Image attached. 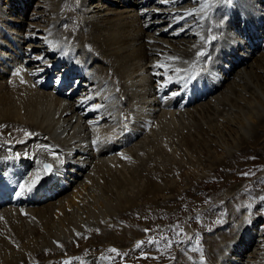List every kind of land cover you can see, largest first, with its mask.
I'll return each instance as SVG.
<instances>
[{"label": "bare ground", "instance_id": "bare-ground-1", "mask_svg": "<svg viewBox=\"0 0 264 264\" xmlns=\"http://www.w3.org/2000/svg\"><path fill=\"white\" fill-rule=\"evenodd\" d=\"M155 1L36 0L30 13L31 0H0V186L40 175L30 193L0 188V264H76L94 247L89 264H104L108 247H134L143 234L132 216L153 213L146 195L172 193L174 172L160 168L175 153L187 159L216 145L220 166L235 168L234 152L264 162V46L247 42L261 0H236V13L224 0L191 15L193 5H182L183 19ZM42 161L53 163L51 175L39 173ZM232 193L224 199L243 196ZM237 204L228 225L204 238L206 264H264V226L256 233L254 224L264 215ZM185 249L163 264H198Z\"/></svg>", "mask_w": 264, "mask_h": 264}, {"label": "rangeland", "instance_id": "rangeland-1", "mask_svg": "<svg viewBox=\"0 0 264 264\" xmlns=\"http://www.w3.org/2000/svg\"><path fill=\"white\" fill-rule=\"evenodd\" d=\"M35 1L36 0H31V8L28 9L29 12L35 8ZM157 1L160 2L161 0ZM157 1L155 2L157 3ZM3 2L4 0H2V3ZM246 4L249 5L247 1ZM182 5L186 6L187 4ZM182 5H180L179 8H182ZM263 5L264 0H261L259 7L262 8ZM3 6H5L4 3ZM237 7H239V4ZM167 8H169L167 5L160 7V9L163 10H167ZM258 12L261 15H264L263 11ZM238 24L240 25L241 23ZM255 44L257 48L258 46L261 48L264 46H260L259 42H256ZM36 45L41 44L37 43ZM240 52L243 51L239 48L237 53ZM252 61L253 59L248 60L249 63ZM211 152V154L206 151L192 152L187 155L189 159L188 157L187 159L182 157V154L180 153H175V161L172 164H170V161L167 163H165L166 161H163L165 168H160L161 172L165 169H169L171 172H174V177L172 179L174 183V192L172 191L171 194L166 195H146L145 198L147 199L148 197V200L150 199V204H152L151 207L155 208H151L153 213L149 212L150 214L148 213V215H144L143 217L140 214H134L132 216L133 227L137 228L139 232L142 228V241L144 243L139 248L136 247L137 243L134 247L129 248L134 251L129 249L122 251L121 248L120 250L117 249L119 254L110 252L109 249L113 247H108L107 251L104 253V257L100 259L104 264H163L169 260L174 261L175 257H173V254L180 249L182 250V248H186V252L184 251L185 253H194L198 255V264H206L204 256L206 244L204 238L228 225L227 222L231 216V212L234 211V213H237L240 211L239 204H237L239 199H243L245 203L248 202L249 206H251V212L253 214L256 213L257 216L263 217L264 162L262 161L261 156L259 154H257L259 156H251L250 154L243 155L239 152H234L233 158L236 167L229 168L224 167L223 165L220 166V162L223 158L222 154H224L222 149L216 145H212ZM246 152H248V150H246ZM200 162H202V165L198 166ZM200 169L206 172L207 176L205 178H199L196 174L195 171ZM229 190H231L234 194L242 192L243 196H239V199H224L225 191ZM166 196H168V198ZM256 198L259 204L251 205L253 200L256 202ZM146 202L147 201L144 200L143 204L148 203ZM246 208L248 207L246 206ZM246 208L241 211H246ZM155 214L158 215L156 216ZM254 224L256 227L255 232L257 233L260 228L264 226L263 218L259 221L257 220ZM112 226L113 225L109 226L110 230L113 229ZM186 227L191 230L189 237H187L185 232ZM145 229H148L149 231H145ZM88 232L91 236H83L82 238L80 235V240L74 241L71 244L74 251L82 248L83 242H86L89 238L95 235L93 231ZM150 239H153L155 243H149L148 241ZM100 250L101 249L99 247H94L91 250L92 252L88 251L87 254L91 255L93 253H98ZM248 252L249 247H247L242 254L245 255V253ZM82 254L87 255L82 252L80 256H77L76 264H89L90 261L87 257L82 259ZM82 260L88 261L84 263ZM192 261L193 259H191L190 262L194 263ZM56 263H58V261H56L55 264ZM33 264L40 263L37 262Z\"/></svg>", "mask_w": 264, "mask_h": 264}, {"label": "snow or ice", "instance_id": "snow-or-ice-1", "mask_svg": "<svg viewBox=\"0 0 264 264\" xmlns=\"http://www.w3.org/2000/svg\"><path fill=\"white\" fill-rule=\"evenodd\" d=\"M191 14L192 13L190 12L189 15H191ZM201 55H202V53H201ZM26 135H30V133H26ZM55 158L56 157L54 156V159ZM43 171L45 173L51 172L52 171V165H50V164H44L43 165ZM39 181H40V175L38 174L33 180L26 181L24 184H20L19 185L20 191L17 193V195H23V194H25V192H28V193L32 192V190L36 187V185L39 183ZM145 231H149V230L148 229H145ZM148 242L149 243H155V241H153V240H149ZM143 243H144L143 241L137 242L136 247H138V248L141 247V245ZM109 251L110 252H113V253L119 254L118 253V250L115 249V248H111V249H109ZM65 264H70V262H67L66 261Z\"/></svg>", "mask_w": 264, "mask_h": 264}, {"label": "water", "instance_id": "water-1", "mask_svg": "<svg viewBox=\"0 0 264 264\" xmlns=\"http://www.w3.org/2000/svg\"><path fill=\"white\" fill-rule=\"evenodd\" d=\"M44 164H50V163H49V162H44V163L42 164V168H43V165H44ZM50 165H51V164H50ZM52 169H53V166H52ZM43 172H44V171H43ZM44 174H45V175H50L51 172H49V173H45V172H44Z\"/></svg>", "mask_w": 264, "mask_h": 264}]
</instances>
